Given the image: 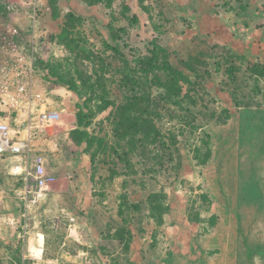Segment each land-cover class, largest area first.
I'll return each instance as SVG.
<instances>
[{
	"label": "rangeland",
	"instance_id": "rangeland-1",
	"mask_svg": "<svg viewBox=\"0 0 264 264\" xmlns=\"http://www.w3.org/2000/svg\"><path fill=\"white\" fill-rule=\"evenodd\" d=\"M9 26L45 64L33 100L62 116L39 136L61 175L39 203L102 205L79 241L39 217L61 264H264V0H0ZM133 98L166 140L125 155L115 108ZM11 164L0 203H25Z\"/></svg>",
	"mask_w": 264,
	"mask_h": 264
},
{
	"label": "built area",
	"instance_id": "built-area-1",
	"mask_svg": "<svg viewBox=\"0 0 264 264\" xmlns=\"http://www.w3.org/2000/svg\"><path fill=\"white\" fill-rule=\"evenodd\" d=\"M14 5L10 3L8 8H15ZM34 46L33 42L29 46L22 42L19 30L13 26L0 37L1 92L11 96V105L18 112L13 123L0 121V158L14 160L11 171L24 183L22 200L25 203H37L54 179L48 173L45 156L39 153L38 139L59 119L58 112L39 110L33 100L38 69Z\"/></svg>",
	"mask_w": 264,
	"mask_h": 264
},
{
	"label": "crops",
	"instance_id": "crops-1",
	"mask_svg": "<svg viewBox=\"0 0 264 264\" xmlns=\"http://www.w3.org/2000/svg\"><path fill=\"white\" fill-rule=\"evenodd\" d=\"M61 120L62 116L59 114V119L52 122L47 129L53 124H60ZM6 161L12 163L8 174L16 176L11 171L14 160ZM54 172L52 174L56 177L61 176L60 171ZM101 206V203L64 205L63 203H39V201L37 203H0V264H61V258L64 256L60 257V251L55 252L54 255L48 248L51 236L45 229H48L47 225L51 226V223H43L39 217L45 215V219L51 222L53 218L67 219L69 223L67 238L79 241L80 238L82 239L81 223H78L81 218L86 221V227L90 229L91 234L98 237V232L95 233L94 228L91 229L92 224L90 223L95 219L98 220L95 209ZM98 230L100 233L104 229ZM83 239L85 244L86 238L83 237Z\"/></svg>",
	"mask_w": 264,
	"mask_h": 264
},
{
	"label": "trees",
	"instance_id": "trees-1",
	"mask_svg": "<svg viewBox=\"0 0 264 264\" xmlns=\"http://www.w3.org/2000/svg\"><path fill=\"white\" fill-rule=\"evenodd\" d=\"M37 65L41 70H45V64L41 57L36 54ZM59 86H66L68 83L64 81L57 82ZM134 99L126 100L124 105L115 108V119H114V133L117 140L120 142H126L128 149L125 150V155L134 153L136 154L137 145L139 146H154V144L162 142L164 135L161 133L157 127L154 118L152 117L147 105L146 109H141V111L136 110L135 105H133ZM149 102V100H148ZM149 104V103H147ZM172 141L171 146H175V141ZM170 146V148H171ZM169 147V146H168ZM131 148V150H130ZM170 150V149H168Z\"/></svg>",
	"mask_w": 264,
	"mask_h": 264
}]
</instances>
